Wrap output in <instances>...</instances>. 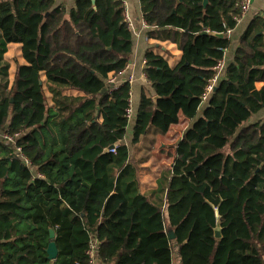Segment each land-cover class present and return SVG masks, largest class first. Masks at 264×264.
Instances as JSON below:
<instances>
[{
    "label": "trees",
    "instance_id": "trees-1",
    "mask_svg": "<svg viewBox=\"0 0 264 264\" xmlns=\"http://www.w3.org/2000/svg\"><path fill=\"white\" fill-rule=\"evenodd\" d=\"M94 1L0 0V134L15 137L0 138V264H175V251L181 264H264V121L251 122L264 110V22L203 101L238 0H140L148 39L176 44L181 59L146 51L155 94L129 120L132 85L110 81L130 64L133 34L122 0ZM12 44L24 60L14 74ZM180 113L192 125L144 193L143 167Z\"/></svg>",
    "mask_w": 264,
    "mask_h": 264
},
{
    "label": "crops",
    "instance_id": "crops-1",
    "mask_svg": "<svg viewBox=\"0 0 264 264\" xmlns=\"http://www.w3.org/2000/svg\"><path fill=\"white\" fill-rule=\"evenodd\" d=\"M122 1L124 10L129 14L133 23V27L131 28L133 34V55L127 70H125L124 74L120 76V79L125 81L132 74L136 77V80L131 88L130 101L133 108V117H135V113L143 96V92H146L150 95L155 94L144 75V60L146 51L150 48H153L155 53L166 57L168 59L169 65L172 67H175L179 63L181 59V52L174 43L159 39H148L146 34L150 31V28L143 25V22L145 21L141 10L140 0ZM75 2L76 0H55L56 5L65 4L69 10L74 6ZM255 21L264 22V0H254L248 12L241 15L236 28L229 32L228 37L230 39L231 46L225 53L226 63L233 60L234 53L241 42L243 34L247 31L251 23ZM12 47H16V49L19 51L17 60L19 63L23 64L24 62H21V46L10 45L9 52ZM8 54L7 59L9 60ZM262 86V83H257L258 89L262 88ZM70 94L79 95V93L75 91L70 92ZM257 121H264V110L258 115L254 116L251 120L252 123ZM191 125L192 120L180 113L178 123L172 125L167 134L157 136L156 144L152 152L155 161L154 164L151 165V171L154 173L153 182L150 185L142 184V192L146 193L155 189L157 187V181L159 180L160 173L162 171H169L173 167L176 146L181 141L183 134L188 128L191 127ZM175 257V264H181L178 251H175Z\"/></svg>",
    "mask_w": 264,
    "mask_h": 264
},
{
    "label": "built area",
    "instance_id": "built-area-1",
    "mask_svg": "<svg viewBox=\"0 0 264 264\" xmlns=\"http://www.w3.org/2000/svg\"><path fill=\"white\" fill-rule=\"evenodd\" d=\"M254 0H238V6L241 9L242 14H245L248 12V10L250 9L251 4L253 3ZM125 22L128 24L129 28L131 29L133 27V23L131 21V18L129 16V14L127 12H125ZM239 20V19H238ZM143 25L145 27H147L146 23L143 22ZM225 66H226V61L222 60L220 61L217 66L215 67V74L213 76V78L210 80L208 86L206 87V93L203 97V101H206L207 96L210 95L214 89L216 88L219 80L221 79V77L223 76L224 70H225ZM134 81V77L131 76L130 79L126 80L125 82H123L122 84H120L117 79H112L110 81V85H111V90H117L121 85H123L124 83H129L130 85L133 84ZM133 116V108L131 106V102H130V108L127 111V118L130 120L132 119ZM0 138L5 140L8 143H14L15 142V137L11 136V135H7V134H0ZM20 149H18L19 155H20ZM21 158L23 159V161L26 162L27 165H30V162L21 155ZM95 243L92 244L91 248L88 251L89 256L91 257V259L94 261L95 258Z\"/></svg>",
    "mask_w": 264,
    "mask_h": 264
},
{
    "label": "rangeland",
    "instance_id": "rangeland-1",
    "mask_svg": "<svg viewBox=\"0 0 264 264\" xmlns=\"http://www.w3.org/2000/svg\"><path fill=\"white\" fill-rule=\"evenodd\" d=\"M12 45H14V46H19L18 44H12ZM18 56H19V51L16 49V47H12L11 49H10V52H9V54H8V58H9V60L11 61V65H13L12 66V73L14 74V71H15V68H16V63L18 62V60H17V58H18ZM21 62H24V60H23V58L21 57ZM129 66V65H128ZM128 68V67H127ZM127 70V69H126ZM125 72V71H124ZM124 72L121 74V75H123L124 74ZM120 75V76H121ZM145 75V74H144ZM120 76L119 77H117V78H113V79H117V81L120 83V84H122L123 82H125V81H123V80H121L120 79ZM131 76H133L134 77V81H133V83L135 82V80H136V77L132 74V75H130L127 79L129 80L130 79V77ZM145 78H146V76H145ZM133 85V84H132ZM154 156L152 155V157H151V160H150V162L149 163H147V164H145V166L143 167V171L141 172V182H142V184H144V185H150L152 182H153V177H154V173H153V171H151V165L152 164H154ZM148 175H150V176H148ZM144 185H143V187H144Z\"/></svg>",
    "mask_w": 264,
    "mask_h": 264
},
{
    "label": "water",
    "instance_id": "water-1",
    "mask_svg": "<svg viewBox=\"0 0 264 264\" xmlns=\"http://www.w3.org/2000/svg\"><path fill=\"white\" fill-rule=\"evenodd\" d=\"M183 1L184 0H178V4H181V3H183ZM93 4H95V1L93 0ZM208 4V1L207 0H205L204 1V6H206ZM211 35H213V36H215V37H218V38H224V35L223 34H217V33H212ZM217 88H215L214 89V91L216 90ZM106 89H104L103 90V92H102V95L103 94H105L106 93ZM157 99H158V97H153V100L154 101H157ZM55 237H56V233H55V231L54 230H50V240H51V242H50V244H49V246H48V248H47V254H48V259L50 260V261H56V259L58 258V255H59V252H58V248H57V245H56V243H55ZM215 237L217 238V239H220L221 237H222V235H221V229H220V226L219 225H217V228L215 229ZM169 238L170 239H175V234H174V232L173 231H170L169 232ZM54 264V263H53Z\"/></svg>",
    "mask_w": 264,
    "mask_h": 264
}]
</instances>
